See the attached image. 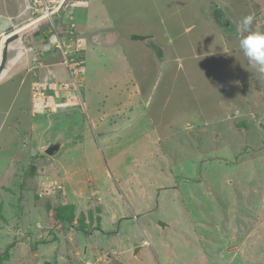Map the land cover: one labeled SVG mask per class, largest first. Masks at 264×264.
<instances>
[{
	"label": "rangeland",
	"instance_id": "obj_1",
	"mask_svg": "<svg viewBox=\"0 0 264 264\" xmlns=\"http://www.w3.org/2000/svg\"><path fill=\"white\" fill-rule=\"evenodd\" d=\"M97 8L92 24L112 23L115 48H92L93 60L81 54L80 99L77 88L59 95L65 103L44 97L49 80L37 98L23 86L20 131L16 103L0 123V262L8 251L6 264H32L13 248L32 256L40 241L49 242L39 246L43 257L79 249L76 233L85 243L93 234L101 250L83 253L89 264H264V103L237 93L230 79L242 73L243 55L221 52L214 28L222 19L238 29L250 13L264 14V0H100ZM263 22L255 17L252 29L264 31ZM31 54L32 68L43 64L40 50ZM109 78L113 97H86ZM14 85L0 86L8 106ZM30 128L34 140L23 134ZM52 144L58 150L45 155ZM225 158L227 169L213 161ZM210 160L211 177L205 169L199 177Z\"/></svg>",
	"mask_w": 264,
	"mask_h": 264
},
{
	"label": "crops",
	"instance_id": "obj_2",
	"mask_svg": "<svg viewBox=\"0 0 264 264\" xmlns=\"http://www.w3.org/2000/svg\"><path fill=\"white\" fill-rule=\"evenodd\" d=\"M99 1L100 0H91V1L90 0H65L64 2L65 6L63 10L59 12L57 22H56L58 29L60 31H66L68 27V24L66 23H63L61 25L60 24L61 21L62 22L68 21L69 23H73L75 25L76 31H78L80 35L85 37L86 40L89 39L88 40L89 42L87 41L86 49L88 51L89 58H91L92 60H93L92 56L94 52H96L95 56H98L99 54L97 50L95 51L92 48L96 46H99V47L114 46L112 49L115 48V35H114L115 30L111 28L112 23L108 24L109 20H107L104 26H101L100 21L98 25L92 24V21H95L92 15L93 13L92 9L94 8L95 12L98 11L97 5ZM29 7H30V0H0V86H4L8 83H10L11 85H14L15 83L14 86L16 89L15 95L13 97H10V100H9V104L11 103L9 105L10 107L6 103V100H5L6 97H0V100H3L4 104H6V106H3V107L0 104V115H1L0 123L3 122V118L4 119L8 118V115L10 114L9 111L13 107V103H16L17 112H15V114L13 115L11 119L12 121L16 122L13 128L15 133H18V131H20L19 120H21L22 115L19 110L21 108L19 104H22V101L21 99H18L17 96L19 95L20 89L23 86H26L28 95L30 97L33 87L36 84L45 82L46 79H48V77L52 79L54 84L68 82L67 71L64 65L61 63L60 55H59V58L56 59L57 57V55H55L56 50L52 49V45H51L52 39L51 37L46 35L47 30L45 28L42 32V35H40L41 27L40 29L37 28V29H32V30H25V31H21L20 33L16 32L10 35L11 33L10 31L14 30V28L16 29V27L19 24H21L22 21L25 20L24 19L25 17H29ZM259 12L253 13V14L250 13V15L259 17L260 19H262V22H263L264 14H261L262 12L261 13ZM102 14H105V13L102 12ZM102 14L100 15L99 20L104 21L106 18H109L108 15L104 16ZM222 22H225V21H223L222 19H219V22H215L216 27H214L215 29H218L217 31L220 32L219 34V40L221 42L220 51L223 53H227L228 51L237 52L239 56L243 55L239 48L240 33L238 32L236 27L234 28L233 25L231 26L227 25L226 27H223ZM263 24L264 22L261 23V25ZM219 27L221 28L223 27V28L220 29ZM263 28H264V25H263ZM110 39L112 40V43L109 42ZM235 43L237 45L236 46L234 45V47H232L231 44H235ZM33 49L40 50L43 54V64L40 66H36V68H32L34 65L31 59L32 58L31 53ZM157 49L161 50L158 47ZM241 57L242 59H244L243 71L240 74V76H236L238 78L236 81L235 80L232 81V79H230V81L233 82L235 88L237 89V93L238 92L240 93L241 95L240 97H258V104L261 103V106H262V103H264V77L258 75L257 78H254L249 71L251 68L249 67L246 58L244 56H241ZM24 73H25V77H23ZM224 74L225 76L227 75V73H224ZM240 78L241 79L249 78V80H247L248 82L247 85H249L250 88L245 86L243 89V81ZM114 83H115L114 78H109L107 80H100V82L97 84H90L86 97H113V95L115 94ZM44 95L46 96L45 93ZM26 98H27V103H28L29 99L28 97ZM218 104L220 105V101L218 102ZM256 107L257 105L255 106V108ZM14 108L16 109V107ZM2 128L3 127L0 125V134L2 132ZM237 129H240V128H237ZM23 134H26L27 136L31 135L32 140L36 138V133L34 132V130L31 133V128L28 129V131ZM213 161L215 163H218L219 165H223L225 169L229 167L228 159L226 158L216 159ZM214 162L210 160L206 164H203L204 168H202L200 165L199 170H198L199 177L201 174H204L203 172H205V170L209 174L208 177L209 176L211 177L210 165ZM194 167L195 165L193 166V169L191 170V172L186 170L185 174H183L182 177L185 176L186 178H189V180L186 179V181L194 180V177L196 176L195 174L196 172L193 173V170H195ZM201 169H205V170L203 171ZM210 181L212 182V179H210ZM188 184L190 187L195 185V183H188ZM216 188L220 189L221 187L216 185ZM214 191L216 192V189ZM167 227L169 226L164 224V226L160 228L163 231ZM221 231L223 232L225 230H221ZM226 233L229 234V232H223L224 235H226ZM79 236H82V234L73 233V238H75L76 242H79V249L86 248L85 251L83 250L80 251L77 248L78 246H75L74 248H71V249H68L65 246H63V249L60 251V254L54 253L51 256L43 257L41 255L43 251L39 249L40 248L39 246L45 245L44 243H47L48 241H40L39 243H36L34 248L32 245V248L34 251L32 256L29 255V252L28 253L24 252L25 249L20 250V247L13 248V251L17 253L15 256V259L17 260V259L25 258L27 259V261L30 260L32 264H42V263L44 264V262L46 264H56V262L58 263L59 261L58 259L63 260L65 258L68 259L69 257V261L71 263H73L74 261V262H77L76 264H83L84 261H82L83 260L82 258H83L84 252L87 253V255L85 256V259H90L93 257V255L96 256L98 252L100 253L101 250H97L94 244L96 239L93 237V234L91 235V237H89L87 243H85L84 240L80 239ZM235 236H236L235 237L236 240L240 238L239 233L236 231H235ZM63 243L68 245V241H64ZM219 244L220 243L218 241L216 243V246H219ZM100 245H101V241H100ZM143 245L146 246L145 243H143L141 246ZM71 246H72V243H71ZM140 249L141 248L136 250L134 254L135 257H136V253ZM112 251H115V250L112 249ZM80 253L82 254L81 256H80ZM9 254L10 256H12L11 253ZM1 260H2L1 262L4 261L5 264L8 263L10 260L8 258V254L6 256H3V259ZM17 261L16 263H18ZM89 263L90 262L87 261L84 264H89ZM20 264H23V262H21Z\"/></svg>",
	"mask_w": 264,
	"mask_h": 264
},
{
	"label": "clouds",
	"instance_id": "obj_3",
	"mask_svg": "<svg viewBox=\"0 0 264 264\" xmlns=\"http://www.w3.org/2000/svg\"><path fill=\"white\" fill-rule=\"evenodd\" d=\"M64 2H65V0H63L62 7L59 9L57 14L53 17L52 24L44 22V23H40L37 26H33L32 28L28 27V28L24 29L23 27L27 24V22H25L22 26H21V24H19L16 27V29L12 30L10 35L14 34L16 32L18 33L21 31L29 30V28H31V30L37 29V28L41 27L42 24H44V25H42V27L48 25L44 28L47 30V32H50V34L48 36L51 37V39H52V42H51L52 49H57V48H54V44H53V43H55L54 42L55 39H57L63 46L68 45V44L73 45L75 40L78 38L84 40V42H85L84 49L82 51H80V53H72V56L82 60L81 54L85 52L88 40H86L81 35H79V36L75 35L76 33L74 31H76V29H75V25L73 23H70V25H68L66 31H60L58 29L57 24H56L59 12L65 6ZM30 6H31V1H30ZM30 17L31 16H30V12H29V18ZM254 20H255L254 15L245 16L243 18V20L241 21L240 25L238 26L237 30L240 33L239 48H240L243 56L246 58L249 67L252 69H255V71L257 73H259L261 76H264V31H255L252 29V25H253ZM49 27L51 28V30L49 29ZM60 54H61V63L63 64V57H62L61 51H60ZM83 64H84V62L82 60V64L79 67V79H80V68L83 66ZM64 67H65V65H64ZM65 69L67 71L66 67H65ZM67 75H68V82L59 83V84H54L52 79L50 77H48V79H46V81L49 80L48 84L52 86V93H51V96H44V97H55L56 100L59 97V95H62V96L65 95V97H68V95H70L72 91H70V90L62 91V90L58 89V86H60L62 84H68L70 82V76L68 74V71H67ZM41 85H44V84L41 83V84L35 85L33 90H32V94L34 91H37V93L39 91H41V89H39V87ZM80 87H81V80H80ZM47 90H51L50 87H47ZM59 99H60V101H59ZM59 99H58V101L60 103L66 102L65 100H62V97H59ZM79 99H80V93H79Z\"/></svg>",
	"mask_w": 264,
	"mask_h": 264
},
{
	"label": "built area",
	"instance_id": "obj_4",
	"mask_svg": "<svg viewBox=\"0 0 264 264\" xmlns=\"http://www.w3.org/2000/svg\"><path fill=\"white\" fill-rule=\"evenodd\" d=\"M31 6L29 7L30 18L27 24H30V27L37 26L40 23L47 22L52 24L53 17L57 14L59 9L63 5V0H30ZM54 48H57L61 51L63 57V64L67 68L68 74L70 76V82L68 84H62L58 86V89L62 91L70 90L77 92L79 97V67L82 64V60L72 56V53H80L84 49L85 42L83 39H76L73 45L63 46L57 39H55ZM32 97H38L37 91H34ZM40 97V96H39ZM44 182V181H42ZM43 185V184H42ZM41 184L38 186L39 194H45L47 187H43ZM49 186V185H48Z\"/></svg>",
	"mask_w": 264,
	"mask_h": 264
},
{
	"label": "water",
	"instance_id": "obj_5",
	"mask_svg": "<svg viewBox=\"0 0 264 264\" xmlns=\"http://www.w3.org/2000/svg\"><path fill=\"white\" fill-rule=\"evenodd\" d=\"M58 145L57 144H52V145H50L49 147H47V149L45 150V154L47 155V156H51V155H53L57 150H58ZM158 225L162 228L163 226H164V224L163 223H160V222H158Z\"/></svg>",
	"mask_w": 264,
	"mask_h": 264
},
{
	"label": "trees",
	"instance_id": "obj_6",
	"mask_svg": "<svg viewBox=\"0 0 264 264\" xmlns=\"http://www.w3.org/2000/svg\"><path fill=\"white\" fill-rule=\"evenodd\" d=\"M219 20V19H218ZM112 43V42H111ZM37 197V196H36ZM70 218L71 217H69V221H70ZM68 219V218H67ZM71 226H72V224H71ZM78 231H81V230H78ZM82 233H85V232H83V231H81ZM7 255V252L6 253H4V256H6ZM3 256V255H2Z\"/></svg>",
	"mask_w": 264,
	"mask_h": 264
},
{
	"label": "bare ground",
	"instance_id": "obj_7",
	"mask_svg": "<svg viewBox=\"0 0 264 264\" xmlns=\"http://www.w3.org/2000/svg\"><path fill=\"white\" fill-rule=\"evenodd\" d=\"M27 26H30V24H26L23 28L25 29Z\"/></svg>",
	"mask_w": 264,
	"mask_h": 264
}]
</instances>
